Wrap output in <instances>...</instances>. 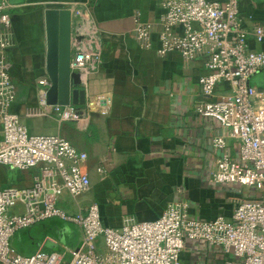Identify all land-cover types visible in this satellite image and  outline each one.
Masks as SVG:
<instances>
[{
    "label": "built area",
    "instance_id": "1",
    "mask_svg": "<svg viewBox=\"0 0 264 264\" xmlns=\"http://www.w3.org/2000/svg\"><path fill=\"white\" fill-rule=\"evenodd\" d=\"M83 18L76 1L58 3ZM159 32L160 55L182 53L186 61L205 58L207 73L201 78L202 98L195 111L216 118L237 145L230 152L224 137L214 139L220 151L211 180L215 184L241 183L256 198L240 203L232 219L219 215L197 219L188 201L177 202L153 221L128 219L121 227L104 226L98 203L72 213L61 203L66 195L78 203L92 180L87 170L89 155L59 134H33L12 112L17 90L10 73L8 49L12 45L9 0H0V164L34 170L30 185L0 188V264H264V90L253 77L264 71V26L243 25L241 0H163ZM86 31H93L86 25ZM154 26L139 23L135 36L141 46H151ZM90 32V33H91ZM92 39L89 46L75 39L71 66L82 73L84 85L103 63V49ZM40 106L61 122H79L89 113L78 105L50 104L49 79L40 80ZM225 86L218 94V87ZM110 98L98 97L103 115ZM98 171L105 175V169ZM58 219L80 227L81 243L64 246L48 236L33 254L12 246L13 236L36 224ZM56 248L50 249L47 244ZM230 257H233L231 259Z\"/></svg>",
    "mask_w": 264,
    "mask_h": 264
},
{
    "label": "crops",
    "instance_id": "2",
    "mask_svg": "<svg viewBox=\"0 0 264 264\" xmlns=\"http://www.w3.org/2000/svg\"><path fill=\"white\" fill-rule=\"evenodd\" d=\"M62 1L78 2L84 13L82 20L73 16L72 55L75 39L89 46L95 38L103 49V63L87 85L82 73L70 66L72 74L80 75L79 85L72 76L69 78L71 88L86 91V103L78 106L86 108L89 115L79 122H61L39 102V82L50 79L46 12L65 9L58 4ZM162 1L9 0L12 45L8 59L17 90L12 112L31 133L59 134L88 153L91 190L78 203L66 195L61 205L76 213L98 203L107 227H121L128 219L156 220L180 201H188L194 218L224 215L231 220L240 203L257 196L254 189L241 183L215 184L211 180L220 153L214 139L224 137L232 154H236L237 145L218 119L195 111V102L202 98L200 81L207 73L205 58L186 61L179 51L160 55L159 32L165 12ZM241 17L249 29L264 26V0H241ZM139 23L154 26L148 48L135 36ZM86 25L93 31H86ZM250 41L256 49L264 48L252 36ZM263 79L261 71L252 81L260 83ZM223 88L218 87V94ZM260 89L264 90V83ZM60 92L59 83L49 87L48 102L58 103ZM100 95L111 99L106 115L98 105ZM71 104L77 105L72 99ZM100 167L105 175L98 171ZM34 172L0 164V188L30 185ZM25 230L27 240L36 238L33 231L43 235L31 254L48 236L71 247L78 246L83 238L80 227L58 219ZM47 247L56 248L53 243ZM209 264L221 261L213 258Z\"/></svg>",
    "mask_w": 264,
    "mask_h": 264
},
{
    "label": "water",
    "instance_id": "3",
    "mask_svg": "<svg viewBox=\"0 0 264 264\" xmlns=\"http://www.w3.org/2000/svg\"><path fill=\"white\" fill-rule=\"evenodd\" d=\"M48 32V73L51 86L59 83L61 105L86 103V91L80 87L71 88L69 78L75 79L79 85L80 75L72 74L71 70V41L73 32V16L69 9L52 8L46 12ZM71 98V99H70Z\"/></svg>",
    "mask_w": 264,
    "mask_h": 264
},
{
    "label": "rangeland",
    "instance_id": "4",
    "mask_svg": "<svg viewBox=\"0 0 264 264\" xmlns=\"http://www.w3.org/2000/svg\"><path fill=\"white\" fill-rule=\"evenodd\" d=\"M264 83V79L261 80V82L259 83L260 85H262ZM41 224V223H39ZM26 230H21L19 232H17L12 240V246L17 248L18 251L22 254H31L36 248H37V244H38V240H40L42 238L43 235H41V233L33 231V233L35 234L36 238L33 237V240H27L24 239V232ZM23 237V238H22ZM231 259H233V257H230Z\"/></svg>",
    "mask_w": 264,
    "mask_h": 264
}]
</instances>
